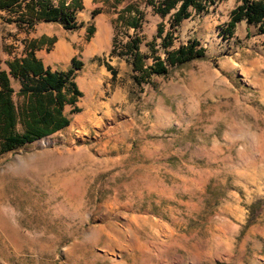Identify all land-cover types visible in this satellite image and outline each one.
<instances>
[{
	"label": "rangeland",
	"instance_id": "1",
	"mask_svg": "<svg viewBox=\"0 0 264 264\" xmlns=\"http://www.w3.org/2000/svg\"><path fill=\"white\" fill-rule=\"evenodd\" d=\"M128 1L84 0L76 29L17 31L0 17L2 65L10 32L55 36L51 50L63 40L67 57L37 51L53 68L82 62L68 124L0 153V264H264V32L245 19L224 28L240 0L176 26L140 0L135 30L117 18ZM100 29L104 46L88 51ZM132 35L146 63L192 37L205 53L141 81L111 53Z\"/></svg>",
	"mask_w": 264,
	"mask_h": 264
},
{
	"label": "trees",
	"instance_id": "2",
	"mask_svg": "<svg viewBox=\"0 0 264 264\" xmlns=\"http://www.w3.org/2000/svg\"><path fill=\"white\" fill-rule=\"evenodd\" d=\"M143 1L152 5L153 10L161 15L170 13V25L176 26L192 13V9L201 11L215 0ZM139 2L140 0L128 1L117 16L135 30L141 26L144 16V9ZM82 7V0H0V17L4 22L13 23L17 31L30 32L39 21H59L64 28L76 29L80 25L77 11ZM99 10L94 7L92 14ZM241 19H245L248 24L256 23L259 31L264 32V0H240L230 10V17L224 28L231 33L236 22ZM163 30L159 23L157 35L168 38V42H163L167 47L172 37L171 31L163 33ZM87 32H93L92 25ZM10 34L15 35L16 32ZM54 40L55 36L44 34L21 38V54L6 60L8 69H0V153L49 134L69 122L63 106L65 103H74L81 94L73 74L74 68L80 67L82 62L73 56L71 67L66 70L45 67L35 50L44 44L49 49ZM139 43L140 37L132 35L120 45L113 43L111 53L123 55L130 60L133 68L140 71L137 78L141 81L152 74L167 73L169 65L183 63L205 53L199 39L192 37L172 49H166L164 56L154 55L153 61L146 63L145 53L141 51ZM7 48L11 52L14 45L7 44ZM106 66L111 70L112 77H115V67L110 63H106ZM10 76L19 80L17 94L21 98L18 101L13 96L15 90Z\"/></svg>",
	"mask_w": 264,
	"mask_h": 264
},
{
	"label": "crops",
	"instance_id": "3",
	"mask_svg": "<svg viewBox=\"0 0 264 264\" xmlns=\"http://www.w3.org/2000/svg\"><path fill=\"white\" fill-rule=\"evenodd\" d=\"M92 2H94V3H98V2H101V1H93L92 0ZM82 4H84V0H82ZM84 7V6H83ZM83 7L81 8V9H83ZM80 9V10H81ZM80 10H78L77 11V13L80 11ZM192 11H194L193 9H192ZM192 14V13H191ZM190 14V15H191ZM4 22V21H3ZM4 23H6V24H10V25H12V26H14L15 27V29H16V26L13 24V23H8V22H4ZM102 23V22H101ZM42 35V34H41ZM41 35H39V36H41ZM44 35H46V36H52V35H47V34H44ZM9 37H12L13 38V43L15 44L14 45V48L15 47H17V46H20L21 47V49L19 50V51H14V50H12L11 52H9L8 51V54L10 55L9 57H7L6 59H5V65H2L1 63H0V69L1 68H6V69H8L9 67H8V65H7V63H6V60L7 59H11L13 56H15V55H20L21 54V51H22V47H23V43H22V41H21V38L20 37H18V35H17V33L15 34V35H12V34H10V35H8ZM35 37V36H34ZM6 37H4V41L6 40L5 39ZM56 40V39H55ZM54 40V41H55ZM62 41V42H61ZM53 44V43H52ZM5 46H7V43H5ZM104 46V45H103ZM58 47H62V51H59V50H61V49H58ZM67 48V50H64V48ZM89 46H87V49H88V51L89 50H94V49H89L88 48ZM42 48H46L48 51L49 50H51V46H50V48L48 49L47 48V44H44L42 47H40V48H37L36 50H35V53H36V55L42 60V62H43V64H44V66L45 67H50L52 70H66V69H60V68H53L50 64H48V63H46L45 62V60H44V58L43 57H41L38 53H37V51L39 50V49H42ZM100 49H101V47H100ZM100 49H98V50H100ZM96 50V49H95ZM54 52V53H53ZM61 52V53H60ZM69 52H70V50H69V48H68V46H67V44L63 41V40H58L57 42H56V44H55V46H54V48L51 50V52H50V55L48 56H46V59L48 60V59H54V58H52V53H53V56L55 57H67L68 56V54H69ZM71 59H72V57H71ZM55 60V59H54ZM1 61V60H0ZM60 61H66V58H65V60H60ZM71 62H72V60H71ZM68 69V68H67ZM10 79H11V85H12V79H17V78H15V77H13V76H10ZM18 80V79H17ZM19 81V80H18ZM20 85V84H19ZM13 86V85H12ZM68 95H69V93H68ZM76 102V101H75ZM75 102L74 103H65L64 104V106H63V112H64V108L66 107V106H69V105H74L75 104ZM65 113V112H64ZM66 114V113H65ZM67 115V114H66ZM68 116V115H67Z\"/></svg>",
	"mask_w": 264,
	"mask_h": 264
},
{
	"label": "bare ground",
	"instance_id": "4",
	"mask_svg": "<svg viewBox=\"0 0 264 264\" xmlns=\"http://www.w3.org/2000/svg\"><path fill=\"white\" fill-rule=\"evenodd\" d=\"M106 34L104 31H102L101 29L98 30L95 34V36L93 37V39L90 41L89 43V49H100V47L102 48V46L105 44L106 42ZM58 49H61L59 51H62V47H58ZM61 53V52H60Z\"/></svg>",
	"mask_w": 264,
	"mask_h": 264
}]
</instances>
